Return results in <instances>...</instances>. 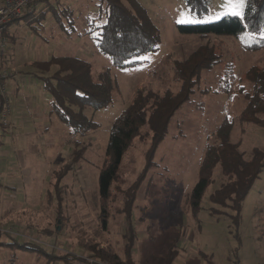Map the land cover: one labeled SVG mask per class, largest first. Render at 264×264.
<instances>
[{
  "label": "rangeland",
  "instance_id": "obj_1",
  "mask_svg": "<svg viewBox=\"0 0 264 264\" xmlns=\"http://www.w3.org/2000/svg\"><path fill=\"white\" fill-rule=\"evenodd\" d=\"M206 1L202 11L190 6L187 0H138L161 33L159 50L145 57L143 66L112 69L119 90L108 108L86 110L97 124L85 137L75 134L56 114L50 113L51 99L39 81L41 68L36 63L52 54H75L82 49L88 52L79 55L92 63L93 72L98 75L111 67L110 60L90 51L91 42L59 34L58 26L50 25V18L42 26L31 17L13 23L6 36L7 68L16 75L8 84L11 124L0 130L5 133L0 147V235L5 243L0 247V264H63L39 249L57 256L68 252L80 254L82 238L112 245L124 257L130 221L137 236V264H165L167 260L172 264H264V169L243 202L239 227L234 225L228 209L216 206L210 199L225 180L219 166L196 218L191 210L190 197L199 181L207 145L216 141L214 134L225 117L236 120L244 109L245 93L251 91L249 70L253 66L264 69V49L246 51L242 36L179 33V24L209 23L223 18L216 19L223 0ZM96 2L64 0L69 9L75 4L91 8ZM182 14L195 22H178ZM203 45L214 47L221 62L202 73L193 104L175 115L157 151L156 165L139 189L129 221L123 212L125 196L145 168L148 140H135L118 171L109 199L102 198L98 194L99 175L109 164L107 145L112 125L132 102L136 89L177 92L180 83L175 79L173 61L189 58ZM228 63L235 67L230 96L214 92L225 83L222 79ZM204 89L212 92H201ZM232 139L241 143L247 158L256 149L264 151V127L260 125L237 123ZM76 147H85L86 151L63 180L64 218L57 224L58 210L47 205L46 194L53 186L52 172L70 163ZM104 219L108 221L107 228L103 227ZM176 236L178 255L170 260L172 250L166 240Z\"/></svg>",
  "mask_w": 264,
  "mask_h": 264
},
{
  "label": "trees",
  "instance_id": "obj_2",
  "mask_svg": "<svg viewBox=\"0 0 264 264\" xmlns=\"http://www.w3.org/2000/svg\"><path fill=\"white\" fill-rule=\"evenodd\" d=\"M98 0L94 7L76 6L69 9L64 0H43V8L39 6L33 12H25L21 18L31 17L40 26L51 18V26L56 24L59 34L67 37L76 36L91 42L90 51L110 60L111 67L94 74L93 65L84 59L79 49L75 54H52L50 58L36 63L40 68L42 88L50 96V113L56 114L59 120L71 128L75 134L89 135L96 122L86 110H100L113 104L114 94L119 84L113 76L112 69L137 68L145 64V57L159 50L161 33L148 16L147 10L138 0ZM188 4L202 11L206 0H187ZM56 3L59 6H56ZM202 6V7H200ZM39 14L36 16V13ZM49 16V17H48ZM19 18V19H21ZM17 19L15 22H17ZM48 23V21H47ZM13 23L10 25L12 26ZM49 29V28H46ZM180 34L206 37L210 35L242 36L243 48L246 51L264 49V0H246L244 19L226 16L209 23L179 24ZM58 33V32H57ZM8 31L5 32V36ZM58 35V34H57ZM54 34L53 37H55ZM59 36L55 39H58ZM54 39V40H55ZM221 62V55L214 47L203 45L193 52L189 58L174 60L175 79L180 83L177 92L166 90L157 92L141 87L136 89L132 102L114 121L107 145L109 164L99 175L98 194L109 199L113 184L117 180L118 171L125 156L135 140H148L145 153L146 165L138 181L125 196L123 212L130 221L133 217L139 189L146 174L156 165V154L167 137L169 127L175 115L185 106L193 104V95L204 71L212 70ZM233 63L226 64L225 81L215 93L230 96L234 78ZM251 91L245 93L246 105L237 119L225 117L214 134L216 141L207 145L205 157L199 169V181L190 197L193 216L200 211L203 196L213 180V174L219 166L225 178L220 187L211 195L213 204L230 211V217L236 227L241 222L243 202L264 169V151L256 149L251 158H247L241 150L240 142L232 139L237 123H250L264 127V69L253 66L247 73ZM212 92L210 89L201 90ZM86 148L76 147L71 154V161L52 172V188L46 194L47 205L56 206L57 224L61 223L65 185L63 180L77 167ZM51 207V206H49ZM108 221L103 220L107 228ZM129 234L125 242L124 257L112 245H104L93 238L80 239L82 252H68L57 256L47 253L43 248L39 251L49 255L51 259H60L63 264H77L83 256L96 259L102 264H137L134 245L136 233L129 223ZM178 237L168 238L172 250L170 260L178 255ZM5 243L1 240L0 247ZM27 248V247H26ZM82 253V254H81ZM83 255V256H81ZM80 256V257H79ZM173 258V259H174ZM207 258V257H206ZM172 262V261H171ZM165 264H172L165 262ZM203 264H215L207 261Z\"/></svg>",
  "mask_w": 264,
  "mask_h": 264
},
{
  "label": "built area",
  "instance_id": "obj_3",
  "mask_svg": "<svg viewBox=\"0 0 264 264\" xmlns=\"http://www.w3.org/2000/svg\"><path fill=\"white\" fill-rule=\"evenodd\" d=\"M43 0H0V130L11 124L12 102L8 92L9 82L16 77L7 67L8 47L5 32L25 12H33ZM4 132H0L3 135ZM83 256V255H81ZM77 264H102L83 256Z\"/></svg>",
  "mask_w": 264,
  "mask_h": 264
},
{
  "label": "snow or ice",
  "instance_id": "obj_4",
  "mask_svg": "<svg viewBox=\"0 0 264 264\" xmlns=\"http://www.w3.org/2000/svg\"><path fill=\"white\" fill-rule=\"evenodd\" d=\"M220 7L222 11L216 14V19H220L226 16H234L240 19H244V8L246 7L245 0H223ZM190 15L191 14L189 13L188 16ZM178 22L185 23L195 21L188 19L184 14H182L181 19Z\"/></svg>",
  "mask_w": 264,
  "mask_h": 264
},
{
  "label": "crops",
  "instance_id": "obj_5",
  "mask_svg": "<svg viewBox=\"0 0 264 264\" xmlns=\"http://www.w3.org/2000/svg\"><path fill=\"white\" fill-rule=\"evenodd\" d=\"M45 3L46 2H41V4L39 5V8H43L44 7V5H45ZM49 17V16H48ZM49 19V18H48ZM51 19V18H50ZM51 21V20H50ZM50 24H51V22H50ZM46 28H48V27H46ZM10 29V28H9ZM23 92H25V90L23 91ZM26 93V92H25ZM5 134V133H4ZM4 134L3 135H0V147L2 146V144H3V140H4ZM15 178H17V177H15Z\"/></svg>",
  "mask_w": 264,
  "mask_h": 264
}]
</instances>
